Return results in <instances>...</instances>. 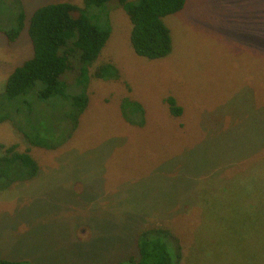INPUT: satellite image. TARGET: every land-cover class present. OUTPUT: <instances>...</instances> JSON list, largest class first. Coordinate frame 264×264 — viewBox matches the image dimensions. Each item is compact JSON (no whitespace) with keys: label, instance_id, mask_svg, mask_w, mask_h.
Instances as JSON below:
<instances>
[{"label":"rangeland","instance_id":"obj_1","mask_svg":"<svg viewBox=\"0 0 264 264\" xmlns=\"http://www.w3.org/2000/svg\"><path fill=\"white\" fill-rule=\"evenodd\" d=\"M59 1L81 2L22 0L27 17ZM108 5L97 62L121 78L91 79L76 130L31 147L38 174L0 191V258L109 264L138 257V232L163 226L179 264H264V0H186L164 18L172 49L156 60L133 52L126 14ZM31 53L26 30L13 43L0 33V92ZM125 96L144 106L143 126L121 117ZM13 142L27 146L1 122L0 144Z\"/></svg>","mask_w":264,"mask_h":264},{"label":"trees","instance_id":"obj_2","mask_svg":"<svg viewBox=\"0 0 264 264\" xmlns=\"http://www.w3.org/2000/svg\"><path fill=\"white\" fill-rule=\"evenodd\" d=\"M116 1L130 24L128 40L133 52L145 59L167 56L172 49L164 18L180 11L186 0H81L37 6L27 17L22 0H0V33L7 42L21 32L31 43L32 53L9 72L0 92V123L11 122L27 146L0 144V191L16 182L32 180L39 172L31 147L55 149L76 130L88 104L91 79L120 80L111 61L97 62L107 42L111 24L109 3ZM170 115L180 116L182 107L168 95ZM121 117L141 127L145 108L128 96L119 103ZM138 257L109 264H179L182 246L178 237L163 226L140 230L136 236ZM0 264H31L0 258Z\"/></svg>","mask_w":264,"mask_h":264}]
</instances>
